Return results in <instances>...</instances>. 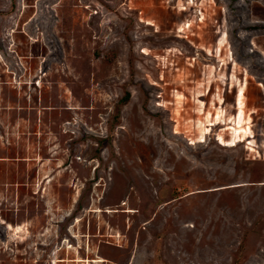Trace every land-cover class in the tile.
Listing matches in <instances>:
<instances>
[{
	"label": "rangeland",
	"instance_id": "obj_1",
	"mask_svg": "<svg viewBox=\"0 0 264 264\" xmlns=\"http://www.w3.org/2000/svg\"><path fill=\"white\" fill-rule=\"evenodd\" d=\"M0 57V264H264V0H0Z\"/></svg>",
	"mask_w": 264,
	"mask_h": 264
},
{
	"label": "bare ground",
	"instance_id": "obj_2",
	"mask_svg": "<svg viewBox=\"0 0 264 264\" xmlns=\"http://www.w3.org/2000/svg\"><path fill=\"white\" fill-rule=\"evenodd\" d=\"M188 26H189V24H188ZM35 42V41H34ZM1 58V57H0ZM39 86V85H38ZM241 109V108H240ZM220 144L222 145L223 143L222 142H220ZM145 157H147V155L145 156ZM147 160V159H146ZM179 161V160H178ZM182 161V160H181ZM180 162V161H179ZM125 203V202H124ZM2 207V206H1ZM128 211V210H127ZM108 212H112V211H108ZM2 224H5L6 225V227H7V230H8V232H9V235H10V239L11 238H13V235H14V232L16 233V235H21V241L19 242V243H21V244H24V243H26V240H27V238L25 237V235H26V233H27V229H26V227H25V225L24 226H18V227H14V226H12V225H10V224H6V223H4V221H2L1 222ZM19 239H20V237H19ZM13 240V239H12ZM10 241V242H14V241ZM15 240V239H14ZM16 241V240H15ZM65 242H67V240H65ZM70 247V246H69ZM144 252V251H143ZM149 254V253H148ZM78 261H81L80 259L78 260ZM92 262H94L95 264H99V263H104L105 262V260L104 259H97V260H95V261H92ZM92 262H88L87 264H90V263H92ZM93 263V264H94ZM147 264V263H146Z\"/></svg>",
	"mask_w": 264,
	"mask_h": 264
}]
</instances>
